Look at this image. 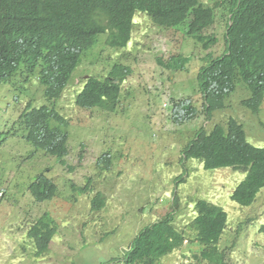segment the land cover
<instances>
[{
  "label": "rangeland",
  "instance_id": "rangeland-1",
  "mask_svg": "<svg viewBox=\"0 0 264 264\" xmlns=\"http://www.w3.org/2000/svg\"><path fill=\"white\" fill-rule=\"evenodd\" d=\"M226 13L225 8L216 10L213 26L205 31L217 41L209 51H204L181 30L156 27L149 18L136 14L132 40L127 48L111 50L101 45L96 50L99 63L86 67L88 70L85 71L89 51L83 55L70 82L90 74L104 77L107 72L102 69H109L122 54H126L134 74L143 73L149 79L151 102L148 107L144 100L137 102L139 110L133 103L127 107L121 105L119 110H122L116 117L102 111L93 110L88 115L86 112L87 117L80 124L72 123L68 128L69 151L65 166H60L55 158L42 151H34L23 138L25 133L19 115L27 102L36 98L33 79L36 74L28 80L18 76L17 81L12 79L0 85V264H124L123 254L137 231L170 212V203L175 196L179 198H175V205L177 200L180 205L176 216L179 228L186 226L193 215L190 203L193 199L226 197L217 205L227 213L228 225L230 217L234 216L236 227L228 235L227 225L222 235H228L224 241H239L235 253L246 260L238 264H264V234L259 232L264 225V188L250 206L240 207L229 199L228 193L238 180L243 179L242 174L230 168L206 171L198 161L185 160L182 156L183 147L199 128L209 130L213 123L225 124L230 116L243 125L252 145L264 147V105L257 114L243 108L240 100L247 97L244 88L239 87L238 94L230 96L226 109L216 113L208 126H204L202 100L200 97L195 99L196 75L205 64L206 54L218 57L224 52L222 37ZM105 38L106 35L99 36L96 45ZM176 54L189 57V63L182 71L166 70L158 64L157 58L165 62ZM109 55L112 56L110 60ZM91 57L94 59L92 52ZM130 88L124 86L125 91ZM69 95H64L63 104L69 102ZM146 96L140 88L134 89L121 102ZM186 97H194L191 99L196 114L193 119L180 124L174 119L177 112L172 113L171 102L173 98L185 100ZM34 101L44 103L38 97ZM104 152L111 155V165L107 169L100 160ZM42 174L54 181L59 193L55 200L36 204L24 193ZM88 183L92 187L86 191L89 197L100 192L105 198L106 205L99 212L90 210L89 197L77 189ZM215 191L213 196L209 193ZM172 209L176 210L175 207ZM44 211L58 228L47 253L36 257L26 231ZM247 220L249 223L238 240L239 227H244ZM66 234L73 235L67 251L64 246ZM224 241L221 237V249L225 248ZM187 246L182 243L179 250L163 257L158 264L192 263L194 246L189 250Z\"/></svg>",
  "mask_w": 264,
  "mask_h": 264
},
{
  "label": "trees",
  "instance_id": "trees-1",
  "mask_svg": "<svg viewBox=\"0 0 264 264\" xmlns=\"http://www.w3.org/2000/svg\"><path fill=\"white\" fill-rule=\"evenodd\" d=\"M221 3L209 6L203 0H0V85L12 79L17 81L18 76L28 80L39 68L37 79L46 101L38 108L28 104L20 115L29 143L63 163L67 136L59 127L51 133L41 125L42 120L53 114L48 103L51 105L59 98L72 70L96 45L99 36L106 35L104 44L111 49H123L130 43L132 18L136 13L146 15L157 27H182L187 37L208 50L216 39L203 33L214 24L215 11L226 4L232 17L225 41L226 52L217 58L207 55L205 65L196 75L195 93L202 96L205 111L210 113L221 108L224 97L240 84L249 93L243 105L251 113H257L264 99V0H222ZM187 62L188 58L180 54L165 63L158 60L160 66L172 71H182ZM130 74V67L114 63L107 77L117 79L118 83L105 82L118 94L121 83ZM100 87L106 95H113L105 83L97 82V88ZM87 97L97 99V89L90 88ZM116 101L117 95H114L105 109H112ZM76 103L85 107L83 92ZM186 103L182 101L178 105L179 122L190 120L187 118L194 113L192 105ZM185 151L187 157L202 160L206 168H242L246 177L231 197L241 205L250 203L264 188V147L255 148L247 143L242 125L234 119L227 122L226 128L216 125L210 134L200 129ZM28 189L41 202L54 196L56 185L40 175ZM203 203L201 199L192 202L198 214L210 209ZM93 204L100 209L105 199L96 194ZM176 204L179 206L178 200ZM176 221L168 213L143 228L125 252L123 263L158 264L165 255L179 250L183 241H191L193 230L199 243L217 240L224 215L219 212L218 219L208 224H203L198 216L183 228H178ZM56 228L46 213L31 226L28 237L36 245L38 255L45 251ZM199 251L192 255L193 261L203 255V251L196 255Z\"/></svg>",
  "mask_w": 264,
  "mask_h": 264
},
{
  "label": "clouds",
  "instance_id": "clouds-1",
  "mask_svg": "<svg viewBox=\"0 0 264 264\" xmlns=\"http://www.w3.org/2000/svg\"><path fill=\"white\" fill-rule=\"evenodd\" d=\"M205 3H207V5H209V6H211L214 2H216L218 5L220 4H222L221 2H219V1H217V0H214V1H211V0H203ZM222 1V0H221ZM220 8H225L226 9V14H227V20H226V25H225V32H224V35H223V37H222V41H223V44H224V52L220 55V56H222L225 52H226V47H225V41H226V39H227V31H228V28L231 26V24H232V20H231V15L228 13V10H227V7H226V4L225 5H223L222 7H220ZM220 8H218V9H220ZM217 9V10H218ZM136 14H142V13H136ZM135 14V15H136ZM135 15L133 16V18H132V21L134 22V26H135V21H134V17H135ZM142 15H144V14H142ZM145 17H147L146 15H144ZM231 17V18H230ZM148 18V17H147ZM150 20V19H149ZM152 22V21H151ZM154 25V24H153ZM213 26V25H212ZM211 26V27H212ZM157 27V26H156ZM134 28V27H133ZM159 28H163V27H159ZM165 29H176V30H181L182 31V33L185 35V33H184V29L182 28V27H178V28H176V27H173V28H165ZM209 29V28H208ZM207 30V29H206ZM205 30V31H206ZM205 31H204V35H206L205 34ZM132 33H133V29H132V32H131V40H132ZM186 36V35H185ZM207 36H209V35H207ZM187 37V36H186ZM188 38H190V37H188ZM215 38V37H214ZM191 40H193L192 38H190ZM216 39V38H215ZM104 41L105 40H102L98 45H96V46H94V47H92L90 50H89V52L86 54V58H87V61H86V63H85V68H84V71L85 70H88V68H86V67H92V66H94V65H96V64H98L99 63V61L97 60V56H96V50H97V48L98 47H100L101 45H105L104 44ZM194 41V40H193ZM131 42V41H130ZM195 42V41H194ZM130 44V43H129ZM128 44V45H129ZM197 45H199L201 48H202V46L199 44V43H196ZM217 44V41H216V43H215V45ZM128 45L125 47V48H127L128 47ZM214 45V46H215ZM106 46V45H105ZM107 47V46H106ZM213 47V46H212ZM212 47H210L208 50H205V49H203L204 51H209ZM107 48H109V47H107ZM125 48H123V49H125ZM109 49H111V48H109ZM111 50H122V49H111ZM91 52L93 53V58L94 59H92V57H91ZM208 54H210V53H208ZM208 54H206V57H207V55ZM178 54H176V55H174V56H171L167 61H169L170 59H172V58H175V56H177ZM211 56V55H210ZM220 56H218V57H220ZM127 55L126 54H122L119 58H118V60L116 61V62H114V63H121V64H123V65H127L128 67H130V69H131V74H130V76H128L122 83H121V85H120V89H119V92H118V94H115V92H114V89H113V87H111V86H109L105 81H109L110 83H113V84H117L118 83V80L117 79H113V78H111V77H107L108 76V72L110 71V69H111V67L113 66V64L111 65V67L109 68V69H106V68H104V69H102V72H104V71H106L107 72V74L104 76V77H97V76H94V75H92V74H90L91 76H86V77H83V76H81V77H79V78H77V79H73V80H71V82H70V79H71V76H72V74H73V72L76 70V68L78 67H76L75 69H73L72 70V72H71V74H70V76H69V79H68V82L66 83V85H65V87H64V89L62 90V92H61V94H60V96H59V98L58 99H56V100H54L52 103H51V105L48 103V109L50 110V111H53V114L51 115V116H49L48 118H46V119H44V120H42V122H41V125H43L44 127H45V129L48 131V132H57V130H58V127L64 132V134L67 136V141H66V148H67V155H68V151H69V149H68V146H67V143H68V128H69V126L72 124V123H74V124H76V125H78V124H80L82 121H83V119L85 118V117H87L86 116V112H87V115L89 114V113H91L93 110H96V111H102V112H104V113H106V114H113V116L114 117H116L117 115H118V113H119V111H121L122 110V108L119 110V108H120V106L122 105H125L126 107L127 106H132L131 104L133 103L134 104V106L133 107H136V104H137V102H140V101H146L147 103H146V107H148L149 106V104H150V102H151V93L149 94V89H148V84H151L150 83V81H149V79L143 74V73H138V74H134V72H133V70H132V68H131V66H130V64H129V61L127 60ZM213 57V56H212ZM82 58V57H81ZM184 58H188V62H187V64L189 63V57H184ZM213 58H217V57H213ZM108 59L110 60V59H112V56L111 55H109L108 56ZM208 58H206V60H207ZM158 60H160L159 58H157V61ZM206 60H205V63H206ZM88 61H90V62H88ZM160 61H162V60H160ZM167 61H165V62H167ZM165 62H163V63H165ZM107 62H105V64H106ZM205 65V64H204ZM203 66V65H202ZM201 66V67H202ZM161 67H163V66H161ZM185 67V66H184ZM183 67V68H184ZM200 67V68H201ZM164 68V67H163ZM182 68V69H183ZM164 69H166V68H164ZM149 70V69H148ZM166 70H168V69H166ZM36 72L34 73V74H38V71H39V68H37L36 70H35ZM175 71V70H174ZM175 72H177V71H175ZM81 73H84V72H81ZM86 73V72H85ZM84 73V74H85ZM33 74V75H34ZM37 74L35 75V77L33 78L34 79V81L36 82V89H35V95H36V98L38 97V98H40V99H42V101H44V103H39V101H34L36 98H34V99H32V100H29L28 102H27V104L25 105V107H24V109H23V111L26 109V107H27V105L28 104H30V106L32 107V108H38V107H40V106H42L43 104H46V101H45V98L43 97V95H42V90H43V88L39 85V83H38V79H37ZM32 76V75H31ZM82 78H84V79H82ZM108 78V79H107ZM107 79V80H106ZM80 81V85L79 86H77V83ZM69 82H70V84H69ZM97 82H100L101 84L102 83H105V86H106V88H108V89H110L111 90V92H112V94L113 95H106L104 92V90L100 87V88H97ZM69 84V85H68ZM125 85H128V86H131V88L129 89V90H124V86ZM68 86V87H67ZM164 86V85H163ZM239 87H242V88H244L242 85H240V84H237L235 87H234V89H233V91L232 92H230V93H228L225 97H224V99H223V101H222V106H221V108H219V109H216V110H214V111H211L210 113H206V111H205V106H204V103H205V101H204V99L202 98V96L200 95V94H198V92H196L195 93V99H198L199 97L201 98V100H202V102H201V105H200V107H201V110H202V112H203V114H204V126H208L207 125V123L209 122V121H212L213 122V119L215 118V114L216 113H219V112H222V111H224L225 109H226V107H227V102L228 101H230V96L234 93V95L235 94H238L237 93V90H238V88ZM90 88H96L97 89V92L99 93V97L97 98V99H95V100H89L88 99V97H87V91L90 89ZM140 88V90L141 91H143V92H145V93H147V96L146 97H143V98H141V97H133V98H128V99H125L123 102H121V100L123 99V97L125 96V95H129V93H131V91L132 90H134V89H139ZM162 88V87H161ZM245 89V88H244ZM246 90V89H245ZM154 91V90H153ZM152 91V92H153ZM83 92V102H84V104H85V107H82V106H79L77 103H76V100H77V97H78V95L79 94H81ZM246 92H247V97L246 98H244V99H242V100H240V105L243 107V108H245V109H247L246 108V106L245 105H243V103L245 102V101H247V99L249 98V93H248V91L246 90ZM66 93H69L70 95H69V97H68V103H66V105L65 104H63V102H62V98L64 97V95L66 94ZM114 95H117V101H116V104H115V106L112 108V109H109V110H106L105 108L107 107V106H109V104L111 103V100H112V98H113V96ZM106 98V99H105ZM147 98H148V100H147ZM190 98H194V97H190ZM182 101H186L187 103L186 104H190V105H192L191 106V108H192V110L194 111V113H193V115L190 117V118H187V119H193L194 118V116H195V114H196V110H195V108H194V106H193V103H192V99H190V100H187V97L185 98V100H176V99H174L173 98V101L171 102L172 104H173V106H172V108H173V111L174 112H172V113H175V112H177L176 113V116H174V119L177 121V123H180V124H182V123H184V122H186V121H183V122H179L178 121V118H179V115H178V113L181 111V109H180V107H179V109H178V105H179V103H181ZM59 103H61V106L59 105ZM263 105H264V99H263V103H262V105L260 106V108H259V111L257 112V113H259L260 111H261V109H262V107H263ZM166 105L164 104V107H165ZM53 108V109H52ZM136 109H137V107H136ZM147 109V108H146ZM137 110H139V109H137ZM248 111H250L249 109H247ZM22 111V112H23ZM117 111V112H116ZM124 111V110H123ZM122 111V112H123ZM21 112V113H22ZM67 113H69L70 114V116L71 115H73V118H71L70 116L69 117H66L65 115L67 114ZM257 113H255V114H257ZM253 114V113H252ZM21 115V114H20ZM20 115H19V120H20V123H21V119H20ZM74 119V122H72V120ZM116 119V118H115ZM233 120L234 118L233 117H228V119H227V121L225 122V124H223V123H213L214 124V126L213 127H211V128H209V130H205L203 127H201V128H199L194 134H193V137H192V139L186 144L187 146H188V144L195 138V134L200 130V129H204V131L206 132V133H211L212 132V130L215 128V126L216 125H221L222 127H224V128H226V125H227V122L229 121V120ZM120 120V119H119ZM119 120H116V122H117V124L119 125ZM145 120H146V116H145ZM235 120V119H234ZM188 121V120H187ZM236 121V120H235ZM237 122V121H236ZM238 123V122H237ZM240 124V123H239ZM21 125H22V123H21ZM242 125V124H241ZM242 127H243V125H242ZM85 128V127H84ZM23 130H24V135H23V138H24V140H25V142L28 144V145H30L33 149H34V151H42L43 153H44V155H46V156H50V157H53V158H55V160H56V162L61 166H65V159H66V157H67V155L65 156V157H63V163H59L58 162V160L56 159V157H54V156H52V155H50V154H48V153H46L45 151H43V150H40V149H35L29 142V140H28V136H27V132H26V130L23 128ZM243 130H244V127H243ZM244 132H245V130H244ZM27 136V137H26ZM245 136H246V139H247V135H246V132H245ZM247 143H249L250 145H252L249 141H248V139H247ZM184 146L183 147V149H182V156H183V159H185V160H189V159H193V160H196V161H198L201 165H202V168L204 169V170H206V171H209V170H218V169H224V168H230L231 170H233L234 172H236V173H240V174H242L243 175V179L241 180V181H239L238 179H236V178H233V179H235L236 181H237V183H235L231 188H230V191H229V193H228V196H229V199L232 201V202H234L235 204H237L238 206H240V207H248V206H250L255 200H256V198H257V196L259 195V193L261 192V190L263 189H261L257 194H256V196L255 197H253V199H252V201H250V203H248V204H246V205H241V204H239V203H237V202H235V201H233L232 199H231V197H232V195H233V193H234V191H235V189L238 187V185L242 182V181H244V179H245V177H246V172H244V170L242 169V168H236V167H232V166H223V167H216V168H206L205 167V163L202 161V160H199V159H196V158H191V157H187L186 156V154H185V148L187 147V146ZM253 147H255L254 145H252ZM255 148H261V147H255ZM110 157H111V155L109 154V153H106V152H104V154H102L101 155V157H100V160L102 161V163H104V168H108V166H110L111 165V160H110ZM105 158H107V159H105ZM199 167V166H198ZM218 173H220V172H218ZM43 175V174H42ZM44 176V175H43ZM45 177V176H44ZM46 179H49V178H47V177H45ZM210 178H212V177H210ZM50 181H52L53 183H54V181L53 180H51V179H49ZM35 181V180H34ZM33 181V182H34ZM181 181H178V183H180ZM32 183V182H31ZM30 183V184H31ZM55 184V183H54ZM56 185V184H55ZM228 185V184H227ZM92 186V185H91ZM29 187V186H28ZM228 187V186H227ZM227 187H225V188H227ZM70 188L72 189V190H74L73 188H72V185L70 186ZM92 188V187H91ZM90 185H89V183H88V185L87 186H84V187H77V189H79V190H81L82 192H83V195H86V197H89L88 196V193L87 192H89L90 191ZM93 190H95L94 188H93ZM219 190V189H218ZM217 190V191H218ZM87 191V192H86ZM217 191H215V192H209L210 194H212V196L213 195H215L216 193H217ZM86 192V193H85ZM59 193V190H58V187H57V185H56V192L54 193V196L53 197H51V199L50 200H52V199H54L55 200V198L57 197L56 195ZM208 193V194H209ZM24 194H27L29 197H31L32 198V201H34L36 204H39V203H43V202H45V201H41V202H38V201H36L35 199H34V197H33V195L30 193V191H29V189H28V192H25ZM96 194H100L103 198H104V196L100 193V192H96L95 194H93L92 195V197H89V204H90V210H92V211H95V212H99V211H101L104 207H105V205H106V201H105V205L104 206H102L100 209H98V208H96L95 206H94V204H93V199L96 197ZM2 195V194H1ZM207 195V194H206ZM227 196V195H226ZM85 197V198H86ZM205 198H206V196H205ZM105 199V198H104ZM177 199H179L178 198V196H177ZM207 200H204V199H201L203 202H205V203H203V204H205L208 208H210V209H208L207 211H205V212H200V214H198V212H197V209H196V204H192V202H193V200L190 202L191 203V205H192V214L193 215H191V217H190V221L191 220H193L194 218H196V217H198L199 216V218H202V220H203V224H208V223H211V222H214V221H216L217 219H218V217H219V212H221L223 215H224V223H223V226H222V228H221V231H220V234H219V236H218V239L217 240H214V241H207V242H205V243H199L198 241H196L195 240V238H196V235H195V233H194V230H193V239L191 240V241H183V243H185V244H187L188 246H187V248H188V250L189 249H191V247L190 246H194V252L192 253V255L194 254V253H196L197 251H198V249L200 250L199 252H198V254H196V255H199V253L201 252V251H203V255L202 256H199L198 257V259H195V261H193V260H191V261H193L192 262V264H238L239 262H242V261H245L246 260V258H244L243 257V260L235 253V250H234V248L236 247L235 245H236V242H239V241H235V242H233V243H230L228 240H225L224 241V239L228 236V235H230V234H232L234 231V228L236 227V221H235V218H234V216H231L230 217V223H229V225L227 224L228 223V215H227V213L224 211V209L222 208V207H220L219 205H217V203L218 202H223L225 199H226V197H224V198H218V200H212V199H210V198H206ZM209 200V201H208ZM46 201H49V200H46ZM171 205H172V207H175V209L176 210H174L173 212H172V207H171V211L170 212H168V213H170L172 216H174L175 218H176V216H177V213L180 211L179 209V207H180V205L178 206L177 204L176 205H174V201H173V199H172V202L170 203ZM191 209V208H190ZM47 214V212H45L44 211V213L43 214ZM92 213V212H91ZM167 213V214H168ZM42 214V215H43ZM167 214H165L162 218H164ZM41 215V216H42ZM40 216V217H41ZM39 217V218H40ZM50 217V216H49ZM28 218V217H27ZM39 218H37V219H39ZM51 218V217H50ZM162 218H160L159 220H161ZM29 219V218H28ZM36 219V220H37ZM52 219V218H51ZM35 220V221H36ZM53 220V219H52ZM159 220H157V221H154L153 223H151V224H149V225H147V226H150V225H152V224H154V223H156V222H158ZM35 221L34 222H32V223H30V225H29V227L27 228V231H26V237H27V239H29V237H28V231L30 230V228H31V226L35 223ZM54 221V220H53ZM55 222V221H54ZM249 223V220H247L246 221V225L244 226V227H242V226H240L239 228L241 229L240 230V237L238 238V240H240V238H241V236H242V234H243V232H244V229L246 228V226H247V224ZM55 224L57 225V223L55 222ZM227 225H228V229H227ZM147 226H145V227H147ZM176 226H177V224H176ZM144 227V228H145ZM179 228V227H178ZM143 229V228H142ZM142 229H140V230H138L137 232V234L135 235V237L132 239V241H131V243H130V245L128 246V248H127V250L126 251H128L129 250V248H130V246L132 245V243H133V241L139 236V234H140V232H141V230ZM227 229V232H226V234H228L227 236H226V234L224 235V236H222L223 235V233H224V231ZM259 232H261V233H263L264 234V225H262L260 228H259ZM57 233V232H56ZM55 233V234H56ZM51 233L49 232V233H47L46 235H50ZM55 234H53V237L55 236ZM73 237V235H71V234H66L65 236H64V246H65V250L67 251L68 249H69V247H70V240H71V238ZM221 237H222V241H224V243H223V245H224V247L225 248H223V249H221V247H219V242H220V240H221ZM53 239V238H52ZM52 239H50V241H48L47 242V244H46V248H45V251L43 252V253H41V254H37V247H36V245L34 244V242L32 241V240H30V241H32L33 242V245H34V249H35V251H34V254H35V256L36 257H40V256H42V255H44L45 253H47V251H48V248H49V244L51 243V240ZM125 251V252H126ZM176 251V250H175ZM175 251H174V253H175ZM125 252H124V254H125ZM173 253V252H172ZM124 254H123V256H124ZM169 254H171V253H169ZM169 254H167V255H169ZM167 255H165V256H167ZM164 256V257H165ZM232 256H234V258L232 259ZM122 259H123V257H122ZM191 259H192V257H191ZM161 261V260H160ZM159 261V262H160ZM190 261V262H191ZM190 264V263H189Z\"/></svg>",
  "mask_w": 264,
  "mask_h": 264
}]
</instances>
